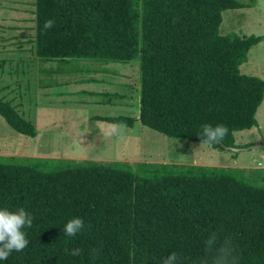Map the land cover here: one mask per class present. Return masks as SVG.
<instances>
[{"label":"trees","instance_id":"trees-1","mask_svg":"<svg viewBox=\"0 0 264 264\" xmlns=\"http://www.w3.org/2000/svg\"><path fill=\"white\" fill-rule=\"evenodd\" d=\"M30 6L29 58L16 63L20 73L33 60H138L137 116L95 120L126 128L138 122L199 144L204 124H222L228 134L210 148L217 151L239 149L233 134L256 126L264 82L239 66L264 36L219 34L221 13L242 3L31 0ZM48 19L54 26L44 30ZM9 94L0 97V117L33 138V122L13 103L28 100L30 89L18 85ZM20 208L34 218L22 229L29 243L0 264H160L172 252L178 264H211L204 244L212 233L230 240L238 264H264V172L256 170L0 156V209ZM77 217L84 228L66 236L64 225ZM74 248L80 256L69 255Z\"/></svg>","mask_w":264,"mask_h":264},{"label":"rangeland","instance_id":"rangeland-1","mask_svg":"<svg viewBox=\"0 0 264 264\" xmlns=\"http://www.w3.org/2000/svg\"><path fill=\"white\" fill-rule=\"evenodd\" d=\"M236 1L245 7L221 13L219 34L264 36V0ZM30 2L0 0V97L18 85L30 89L28 100L15 97L13 103H20L16 111L31 120L35 128L33 138L25 137L11 130L0 117L1 157L197 165L264 172V148L217 151L162 136L138 122L116 134L112 125L95 120L94 117L137 116V59L127 63L33 60V68L23 66L29 72L20 73L16 63L29 58L26 41L32 35ZM239 72L264 82V41L249 49ZM254 118L255 127L233 134L239 149L264 140V93Z\"/></svg>","mask_w":264,"mask_h":264},{"label":"clouds","instance_id":"clouds-1","mask_svg":"<svg viewBox=\"0 0 264 264\" xmlns=\"http://www.w3.org/2000/svg\"><path fill=\"white\" fill-rule=\"evenodd\" d=\"M54 26V20L48 19L43 24L44 30H49ZM125 124H115L111 126L114 133L119 134L122 128H126ZM228 134L225 125L204 124L202 130L197 134L200 144H204L212 148L215 144L220 143ZM33 216L23 208L15 212L7 209H0V260H6L13 252L23 251L29 241L26 239V233L23 228H31L33 224ZM84 228V222L81 218H72L63 228L64 234L68 237H74ZM205 251L211 257V264H238V256L235 255V249L229 239L219 241L218 236L212 233L205 240ZM82 250L74 248L69 251L71 256H80ZM180 257L178 253H169L163 257L160 264H178ZM207 264V261L205 262Z\"/></svg>","mask_w":264,"mask_h":264},{"label":"water","instance_id":"water-1","mask_svg":"<svg viewBox=\"0 0 264 264\" xmlns=\"http://www.w3.org/2000/svg\"><path fill=\"white\" fill-rule=\"evenodd\" d=\"M259 148H264V140L260 141L258 144L253 145V146H249L246 148H242V149H231L232 151H236V150H246V149H250V150H256Z\"/></svg>","mask_w":264,"mask_h":264}]
</instances>
